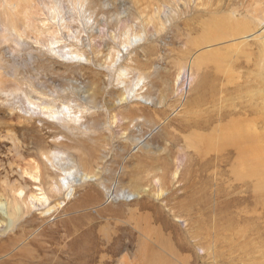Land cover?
Listing matches in <instances>:
<instances>
[{
	"label": "rangeland",
	"instance_id": "obj_1",
	"mask_svg": "<svg viewBox=\"0 0 264 264\" xmlns=\"http://www.w3.org/2000/svg\"><path fill=\"white\" fill-rule=\"evenodd\" d=\"M256 9L0 0V264H264V49L215 40Z\"/></svg>",
	"mask_w": 264,
	"mask_h": 264
},
{
	"label": "bare ground",
	"instance_id": "obj_2",
	"mask_svg": "<svg viewBox=\"0 0 264 264\" xmlns=\"http://www.w3.org/2000/svg\"><path fill=\"white\" fill-rule=\"evenodd\" d=\"M250 14V16H249V21H241V20H236V21H234V20H230V19H228L227 20V22L229 23L228 25H224L223 27H222V29H221V33H220V38L219 39H215V40H220V39H225L226 37H227V35L229 34V40H228V42H231V43H233V46L232 47H230L231 49H233V50H235L237 53L238 52H244V51H248V48H250V44H247L246 43V41L251 37L252 39H254V40H256L257 42V44H259V47H261L262 48V50L264 49V40H263V37H264V21L263 20H261L260 18L262 17V11L260 10V9H256L255 11H253V12H251V13H249ZM226 24V23H225ZM219 28V27H218ZM219 32V31H218ZM224 41V40H223ZM261 41H263V42H261ZM231 44L229 43V46H230ZM244 46H246L245 48H243ZM225 49H227V50H230L229 49V47L227 48H225ZM235 53V52H234ZM203 55V53L202 54H200L199 56H202ZM230 55V57H231V55H232V52L229 54ZM253 55V54H252ZM250 57V56H249ZM230 60V59H229ZM235 60V59H234ZM253 60V59H252ZM237 61V60H236ZM236 61H235V63H236ZM235 63H234V65H235ZM250 63V62H249ZM237 64V63H236ZM256 64L257 63H255L254 64V66H256ZM226 65V64H225ZM236 66V65H235ZM249 66V65H248ZM247 66V67H248ZM235 68V67H234ZM237 68V67H236ZM229 70L230 71H233V70H238V69H233V67H229ZM247 70H249V72L250 73H252V80H250V81H252V83H254V80L255 79H253V75L255 76V74H253V73H255L254 72V69L253 70H250L249 69V67H248V69ZM235 72V71H234ZM227 73V72H226ZM237 75H234V74H231V75H228V78H227V82H228V86H229V84L230 83H236L237 84V88L238 89H242V86H241V88H240V81L237 79V77H236ZM250 76V75H249ZM241 77V76H240ZM248 77V76H247ZM262 77V76H261ZM255 78H257V79H259V77L257 76V77H255ZM249 79L250 78H247L246 79V84L247 83H249ZM263 79V81H261ZM260 78V82H262L263 84H264V78ZM257 81V80H256ZM259 81V80H258ZM259 83V82H258ZM255 84V83H254ZM256 85V84H255ZM259 85H261L260 83H259ZM262 86V88H263V85H261ZM16 87V86H15ZM227 87V86H226ZM247 87V86H246ZM228 91V90H227ZM260 91V90H259ZM250 93V92H249ZM253 94H251V100L249 101V106H253V108H256V110L259 108V109H263L264 110V91H263V93H262V91H261V93L260 92H258V90H254L253 92H252ZM260 93V94H259ZM44 101V100H43ZM262 110V111H263ZM258 111V110H257ZM261 111V112H262ZM261 112H259L260 114H261ZM262 113H264V112H262ZM52 114H54V113H52ZM57 114V113H56ZM57 117V116H56ZM259 117V116H258ZM263 117V116H262ZM220 120H222L221 118H220ZM210 122V121H209ZM263 124V123H262ZM264 125V124H263ZM222 127H220V129H221ZM219 129V130H220ZM215 132V131H214ZM263 132V131H262ZM264 133V132H263ZM222 134V133H221ZM239 134V133H238ZM260 135H262V134H260ZM232 136V135H231ZM239 136H240V138H237V139H240L239 140V142L237 141L236 143V146L238 147H240V150H239V153L238 154H240V155H245V149H247V148H245L246 146V144H248V143H251L252 144V142H253V140H254V136H251V135H249V134H245V133H243V134H239ZM261 137V136H260ZM202 139H203V137H202ZM204 141V140H203ZM205 142V141H204ZM23 145V144H22ZM60 145V144H59ZM261 145V144H260ZM262 145H264V143L262 144ZM27 146H28V144H27ZM40 145L38 144V147H39ZM43 145L41 144V147H42ZM194 145H192V147H193ZM243 146H244V148H243ZM248 146V145H247ZM4 147V146H3ZM12 147H14V146H12ZM19 147H21V145L19 144ZM262 147V146H261ZM29 148H32V147H29ZM45 148V147H44ZM43 147H42V150H41V154L43 153V149H44ZM251 148H252V146H251ZM253 148H255V147H253ZM21 149H23V148H21ZM194 149V148H193ZM259 149V148H258ZM33 150V149H32ZM40 150V149H39ZM46 150H47V148H46ZM45 149H44V152L46 151ZM248 150V149H247ZM261 150H262V148H261ZM30 151V150H29ZM252 151V150H251ZM16 152V151H15ZM23 153V152H22ZM26 153H28V150H26ZM248 153H252V152H248ZM14 154V153H13ZM45 154V153H44ZM46 154H47V152H46ZM262 154V153H261ZM260 154V155H261ZM9 155H10V153H9ZM16 155V154H15ZM47 155H49V154H47ZM59 155V154H58ZM58 155H57V157H56V155H55V157L56 158H58ZM254 157H252L251 159L252 160H250L251 162H250V166H252V167H254L255 168V164L257 165V167H259V166H261V165H259V158H258V154L256 153V150H254ZM259 155V156H260ZM42 156H43V154H42ZM46 156V155H45ZM248 156H249V154H248ZM20 157V156H19ZM48 156H46V158H47ZM251 157V156H250ZM5 158V157H4ZM17 158V157H16ZM22 158V157H21ZM43 158V157H42ZM247 158V157H246ZM249 158V157H248ZM11 159V158H10ZM14 159V158H13ZM13 159H12V161H13ZM262 159H263V157H262ZM1 160V159H0ZM18 160V159H17ZM40 160H42L43 161V159H41L40 158ZM46 160V159H45ZM47 160H49V158L47 159ZM264 160V159H263ZM7 161V160H6ZM21 161H23V160H21ZM50 161H51V159H50ZM3 162V161H2ZM1 163V162H0ZM12 163V162H11ZM61 163V162H60ZM248 163V162H247ZM9 164V163H8ZM23 164V163H22ZM25 165H29V167H26V168H31V164L29 163V162H26V164ZM44 165V164H43ZM248 165V164H247ZM18 165H16V167H17ZM40 166V165H39ZM62 166V165H61ZM2 167H4V166H2ZM10 167V166H9ZM6 168H8V167H6ZM6 168L4 169V171H6ZM18 168V167H17ZM44 168V167H43ZM253 169V168H252ZM256 169V168H255ZM258 169V168H257ZM256 169V170H257ZM26 170H28V169H26ZM245 170H249V175H251V174H253V171L251 170V167H248L247 166V168L245 169ZM254 170V169H253ZM24 171V170H23ZM48 171V170H47ZM258 171V170H257ZM26 172V171H25ZM254 172H255V170H254ZM13 173V172H12ZM14 174V173H13ZM16 174H20V173H16ZM24 174V173H23ZM26 174H27V172H26ZM21 175V174H20ZM31 175V174H30ZM23 176V175H22ZM62 183V182H61ZM61 183H59L60 185H61ZM53 184V183H52ZM54 185H56L55 183H54ZM60 185H58V187L60 188ZM63 185H65V184H63ZM62 186V185H61ZM50 187H51V185H50ZM54 187V186H53ZM56 187V186H55ZM54 187V188H55ZM63 187V186H62ZM56 189H58V188H56ZM55 189V190H56ZM57 191V190H56ZM55 191V192H56ZM59 191V190H58ZM60 191H61V188H60ZM62 192V191H61ZM50 193V192H49ZM57 195V194H56ZM59 196V195H58ZM44 200H48V199H44ZM1 203H0V209L2 210V212L4 213V214H6V210H5V206H6V203L5 202H2V201H0ZM2 204V205H1ZM20 203H18L17 204V209L20 211L21 210V205H19ZM16 206V205H15ZM155 232V231H154ZM155 236H156V234H155ZM160 256V255H159ZM78 261V260H77ZM58 264H62V263H58Z\"/></svg>",
	"mask_w": 264,
	"mask_h": 264
}]
</instances>
